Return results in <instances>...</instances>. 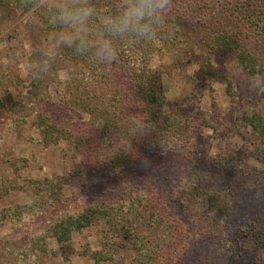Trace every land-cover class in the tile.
<instances>
[{
	"label": "trees",
	"instance_id": "trees-1",
	"mask_svg": "<svg viewBox=\"0 0 264 264\" xmlns=\"http://www.w3.org/2000/svg\"><path fill=\"white\" fill-rule=\"evenodd\" d=\"M10 2L0 0V6ZM92 3L103 16L112 10L114 0ZM186 33L201 44V70L208 56L215 55L233 57L249 76L264 73V0H173L158 38L122 46L111 65L67 49L64 57L74 67L61 82L60 92L52 98L45 90L36 101L41 110L36 123L44 144L66 140L73 150L71 170L65 176L34 182L38 191L40 186L46 188L52 202L36 203L41 210L54 211L49 212L47 233L58 244L85 228L102 227L100 249L87 252L94 264L111 261L123 243L132 251L131 264H184L195 244L215 235L235 252L242 234L250 242L249 257L264 254V220L246 232L235 231L242 205L217 175L225 169L234 171V164L221 165L214 157L209 170L193 165L177 176L178 163H189L197 144L208 137L201 128H215L199 110L190 115L163 109L162 74L152 70L151 61L163 49L182 56L188 45L182 37ZM226 89L233 97L229 83ZM75 114L83 117L74 118ZM144 116L150 117L156 131L132 138L130 120ZM238 123L244 142L264 160V114L245 113ZM145 159L150 167L138 165ZM85 168L114 174L123 196L112 205L95 202L82 210H55L64 201L60 200L64 187L72 178H81ZM177 194L183 195L181 204L193 208L189 219L175 210ZM2 216L13 215L4 211Z\"/></svg>",
	"mask_w": 264,
	"mask_h": 264
},
{
	"label": "rangeland",
	"instance_id": "rangeland-1",
	"mask_svg": "<svg viewBox=\"0 0 264 264\" xmlns=\"http://www.w3.org/2000/svg\"><path fill=\"white\" fill-rule=\"evenodd\" d=\"M10 1L9 5L0 6V264H94L87 252L100 249L102 227L85 228L73 233L69 241L58 244L47 233L54 211L45 207L41 210L36 203L52 202L46 188L40 186L38 191L39 184L34 182L65 176L73 162L69 141L44 144L36 123L41 112L36 101L45 90L54 98L74 65L64 57L67 49H61L52 71L34 79L28 66L52 40L56 29L45 11L29 14L22 0ZM182 37L188 43L181 50L182 56L177 58L178 53L163 49L151 61L152 70L162 74L163 109L167 113L182 110L190 115L199 110L212 120L215 128H201L208 137L197 144L189 163H178L181 170L177 176L193 165L209 170V165L214 166V157L222 161L221 165L234 164V171L225 169L217 175L242 205L235 231L246 232V228H256L264 220V160L244 142V129L238 121L245 113L264 114V73L249 76L233 57L215 55L208 56L201 70L200 42L190 33ZM228 83L233 97L227 92ZM83 171L81 178H72L64 187L60 199L64 201L55 210H82L95 202L112 205L123 196L114 174L92 168ZM175 197V210L189 219L191 204H181L182 194ZM51 205L54 209V204ZM4 211L13 216H2ZM43 236L46 237L41 239ZM239 239L241 243L235 252L220 235L198 242L184 264L264 263V254L249 257L246 253L250 243L247 236L240 234ZM39 240L43 244L40 248ZM131 261L132 251L123 243L113 259L102 264H131Z\"/></svg>",
	"mask_w": 264,
	"mask_h": 264
},
{
	"label": "clouds",
	"instance_id": "clouds-1",
	"mask_svg": "<svg viewBox=\"0 0 264 264\" xmlns=\"http://www.w3.org/2000/svg\"><path fill=\"white\" fill-rule=\"evenodd\" d=\"M172 5L173 0H114L112 10L100 16L92 0H22L29 14L45 11L56 29L52 40L29 64L30 74L34 79L49 74L61 49L111 65L122 46L157 39ZM129 131L132 138H143L156 128L150 117L144 116L130 120ZM141 163L150 167L146 159Z\"/></svg>",
	"mask_w": 264,
	"mask_h": 264
}]
</instances>
